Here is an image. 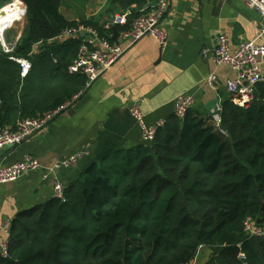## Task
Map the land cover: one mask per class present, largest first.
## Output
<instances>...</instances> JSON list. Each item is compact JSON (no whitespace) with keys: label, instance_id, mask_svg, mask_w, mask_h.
Returning <instances> with one entry per match:
<instances>
[{"label":"trees","instance_id":"obj_1","mask_svg":"<svg viewBox=\"0 0 264 264\" xmlns=\"http://www.w3.org/2000/svg\"><path fill=\"white\" fill-rule=\"evenodd\" d=\"M21 1L27 25L14 50L0 52V127L40 116L86 88L84 75L67 72L80 39H49L78 23L109 35L90 18L63 17L60 0ZM127 9L131 18L141 14ZM39 41L41 50L28 56ZM9 55L31 61L24 78ZM256 92L245 107L221 97L218 123L193 106L183 118L165 119L149 143L91 163L62 200L11 220L0 264H181L202 247L210 251L204 264H264V235L243 230L249 216L264 222V81Z\"/></svg>","mask_w":264,"mask_h":264},{"label":"crops","instance_id":"obj_2","mask_svg":"<svg viewBox=\"0 0 264 264\" xmlns=\"http://www.w3.org/2000/svg\"><path fill=\"white\" fill-rule=\"evenodd\" d=\"M80 4L81 17L64 12L62 5L59 12L68 20H95L109 29L111 40L121 42L122 28L112 24L113 16L126 8L136 14L149 11L154 0H138L132 5L126 0H86ZM258 21L257 11L241 0H167L160 24L167 35L163 45L152 36L142 37L84 88L70 107L21 144L0 151V165L31 155L49 166L83 151L75 165L56 171L66 187L105 154L143 143L141 129L129 112L132 104L138 105L149 124L173 115V100L183 92L194 96L195 107L211 112L207 105L213 101L219 104L221 97L228 95L226 80L234 75L227 66H216L211 60L218 35H227L235 47L256 36ZM112 27L116 28L114 39ZM210 74L215 76L213 86L206 83ZM262 74L264 77V60ZM40 176L38 171L25 173L0 184V241L7 237L9 224L19 212L55 198L52 185ZM209 254L208 248H200L192 264H204Z\"/></svg>","mask_w":264,"mask_h":264},{"label":"built area","instance_id":"obj_3","mask_svg":"<svg viewBox=\"0 0 264 264\" xmlns=\"http://www.w3.org/2000/svg\"><path fill=\"white\" fill-rule=\"evenodd\" d=\"M241 1L245 6L256 10L259 15L256 36L251 41H243L233 47L227 35L219 34L216 46L211 54V60L214 65H225L234 72V75L226 80L225 88L228 96L236 105L245 107L253 101L256 85L264 81L262 74V63L264 60V0ZM166 8L167 0H154V4L149 11L137 15L133 19L129 20L131 16L129 10L115 14L112 18V24L122 28L121 42L111 40L109 36L102 35L91 25L78 23L75 26L65 27L59 34L49 39L47 43L61 42L74 37L80 39L77 55L67 66V72L69 74L79 73L84 75L86 77L85 85L89 87L98 77L114 65L127 49L142 37L152 36L161 45L165 43L167 35L160 24ZM6 9H17V21H21L20 25H23L26 6L21 0H10L1 5L0 13H5ZM13 22L15 20L8 22L5 19H0V52L10 54L19 41V34L17 39L9 41L6 39L5 32L11 28ZM82 33L83 35H81ZM41 45H44L42 41L33 44L28 56L38 53L41 48H37ZM9 59L19 65L21 78H24L29 73L31 61L27 57L9 55ZM214 81V74H210L206 79V83L210 86H213ZM77 96L40 116L18 119L14 126H1L0 151L21 144L32 134L46 126L53 117L70 107ZM194 104L195 99L192 94L183 92L176 95L173 100V115L183 118ZM216 110L218 112L220 110L218 103L216 104ZM129 112L141 129L143 142L149 143L157 129L165 123L163 119L153 124L145 122L137 104H132L129 107ZM212 117L215 123L219 122V113H214ZM83 155V151H76L65 158L54 161L49 166H43L37 158L31 155H24L19 161L5 166L0 165V184L12 182L22 174L38 171L41 173V180L47 181L52 185L54 197L62 200L65 187L56 175V171L60 168L75 165ZM243 230L248 236L264 235V222L258 223L249 216L243 221ZM6 256H8V243L7 241H0V257ZM240 256L243 257V254H240ZM181 264H192V262Z\"/></svg>","mask_w":264,"mask_h":264},{"label":"rangeland","instance_id":"obj_4","mask_svg":"<svg viewBox=\"0 0 264 264\" xmlns=\"http://www.w3.org/2000/svg\"><path fill=\"white\" fill-rule=\"evenodd\" d=\"M60 2L62 5V8L64 9V12H68V13L71 12V14L73 13L74 16L80 15L79 17H81L82 8L79 7L81 5L80 3H82L81 0H60ZM23 20H24L23 25H20L21 21L19 22L17 21V19H15V22H13V24L11 25V28L5 32L6 39L8 41L12 39H17V35L21 32V29L25 28L26 15H25V19Z\"/></svg>","mask_w":264,"mask_h":264},{"label":"water","instance_id":"obj_5","mask_svg":"<svg viewBox=\"0 0 264 264\" xmlns=\"http://www.w3.org/2000/svg\"><path fill=\"white\" fill-rule=\"evenodd\" d=\"M24 31V28L21 30V32L19 33V38L21 37L22 33ZM112 32H114V35L112 36V39L116 38V28L115 27H112ZM83 35V33L81 34ZM254 94L256 95L257 92L256 90H254ZM216 104H217V101H213L212 103L208 104L207 105V108L211 111L210 114L213 115L214 113L218 114L219 112L216 110ZM222 130H224L223 127H220Z\"/></svg>","mask_w":264,"mask_h":264},{"label":"bare ground","instance_id":"obj_6","mask_svg":"<svg viewBox=\"0 0 264 264\" xmlns=\"http://www.w3.org/2000/svg\"><path fill=\"white\" fill-rule=\"evenodd\" d=\"M5 11V13H0L1 20L5 19V21L12 22L17 19V9H6Z\"/></svg>","mask_w":264,"mask_h":264}]
</instances>
